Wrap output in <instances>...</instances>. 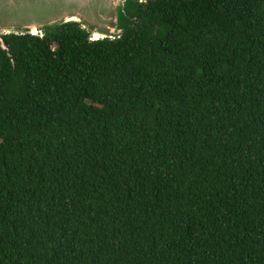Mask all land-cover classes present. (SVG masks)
I'll list each match as a JSON object with an SVG mask.
<instances>
[{
  "label": "trees",
  "instance_id": "16d2710c",
  "mask_svg": "<svg viewBox=\"0 0 264 264\" xmlns=\"http://www.w3.org/2000/svg\"><path fill=\"white\" fill-rule=\"evenodd\" d=\"M119 27L0 36V264H264V0Z\"/></svg>",
  "mask_w": 264,
  "mask_h": 264
},
{
  "label": "water",
  "instance_id": "95a60500",
  "mask_svg": "<svg viewBox=\"0 0 264 264\" xmlns=\"http://www.w3.org/2000/svg\"><path fill=\"white\" fill-rule=\"evenodd\" d=\"M135 0H0V36L9 33L40 35L49 26L78 23L90 39L114 38L119 19ZM0 46L3 47L0 37Z\"/></svg>",
  "mask_w": 264,
  "mask_h": 264
}]
</instances>
